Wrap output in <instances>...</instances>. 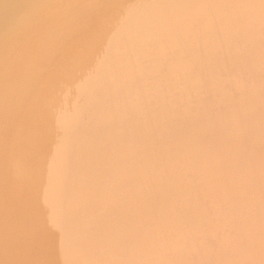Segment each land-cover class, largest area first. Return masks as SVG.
I'll list each match as a JSON object with an SVG mask.
<instances>
[{"label": "bare ground", "instance_id": "6f19581e", "mask_svg": "<svg viewBox=\"0 0 264 264\" xmlns=\"http://www.w3.org/2000/svg\"><path fill=\"white\" fill-rule=\"evenodd\" d=\"M0 264H264V0H0Z\"/></svg>", "mask_w": 264, "mask_h": 264}]
</instances>
